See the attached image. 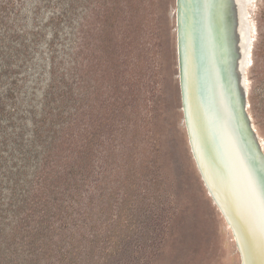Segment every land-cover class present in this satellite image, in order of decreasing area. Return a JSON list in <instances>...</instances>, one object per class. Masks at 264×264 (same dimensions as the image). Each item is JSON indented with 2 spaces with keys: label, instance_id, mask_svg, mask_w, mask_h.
I'll use <instances>...</instances> for the list:
<instances>
[{
  "label": "rangeland",
  "instance_id": "obj_1",
  "mask_svg": "<svg viewBox=\"0 0 264 264\" xmlns=\"http://www.w3.org/2000/svg\"><path fill=\"white\" fill-rule=\"evenodd\" d=\"M176 4L0 0V264H242L190 150ZM248 9L264 145V0Z\"/></svg>",
  "mask_w": 264,
  "mask_h": 264
},
{
  "label": "bare ground",
  "instance_id": "obj_2",
  "mask_svg": "<svg viewBox=\"0 0 264 264\" xmlns=\"http://www.w3.org/2000/svg\"><path fill=\"white\" fill-rule=\"evenodd\" d=\"M253 1L181 0L175 9L182 111L207 182L230 216L219 209L242 264H264V145L244 118L255 40L248 9Z\"/></svg>",
  "mask_w": 264,
  "mask_h": 264
},
{
  "label": "water",
  "instance_id": "obj_3",
  "mask_svg": "<svg viewBox=\"0 0 264 264\" xmlns=\"http://www.w3.org/2000/svg\"><path fill=\"white\" fill-rule=\"evenodd\" d=\"M180 1L181 0H176V3H177V5H179L181 7L182 4H181ZM180 7H179V11H180ZM179 16H180V13L178 12L177 25L179 26V29H178V34H177V40H178L177 41V52H178L179 72L181 73L182 69H181V60H180V17ZM180 88H181L182 102H184L182 80L181 79H180ZM182 107H184V106H182ZM244 118L246 119V122L248 123L247 115ZM185 122H186V128H187V133H188V140H189L190 150H191L192 156H193V158H194V160L196 162V165H197V168L199 170V173H200V176L202 178V181H203V183L205 184V186L207 188V191L209 193V197L212 199V202L214 201V203L218 204V205H216L217 209L218 210L221 209L222 211H224L223 214L229 219L230 216L227 215L228 213L226 212L225 208H223V205L221 204V200H220L219 196L217 194H215V192L212 190L211 186L207 182V178H206V176L204 174L202 164L200 163L198 155L195 152V147H194L195 143L193 144V136L191 135V132L189 130V126H188V122H187L186 118H185ZM234 225L235 226L237 225V223L235 221H234ZM234 225H233V227H234Z\"/></svg>",
  "mask_w": 264,
  "mask_h": 264
},
{
  "label": "trees",
  "instance_id": "obj_4",
  "mask_svg": "<svg viewBox=\"0 0 264 264\" xmlns=\"http://www.w3.org/2000/svg\"><path fill=\"white\" fill-rule=\"evenodd\" d=\"M1 26H5V23L3 22V20L0 18V27ZM0 65H2V59H1V57H0ZM5 66H6V63H5ZM0 101H1V99H0ZM1 105V104H0ZM2 111H3V109L0 107V114L2 113ZM34 238H35V241L32 243V246H33V250L34 251H36V247L37 246H39L38 245V241H39V233H37L35 236H34ZM0 253H1V246H0ZM32 262V261H31Z\"/></svg>",
  "mask_w": 264,
  "mask_h": 264
},
{
  "label": "snow or ice",
  "instance_id": "obj_5",
  "mask_svg": "<svg viewBox=\"0 0 264 264\" xmlns=\"http://www.w3.org/2000/svg\"><path fill=\"white\" fill-rule=\"evenodd\" d=\"M262 188H264V185H262ZM261 212L264 215V201H262Z\"/></svg>",
  "mask_w": 264,
  "mask_h": 264
}]
</instances>
